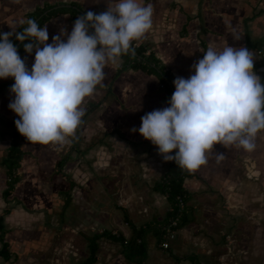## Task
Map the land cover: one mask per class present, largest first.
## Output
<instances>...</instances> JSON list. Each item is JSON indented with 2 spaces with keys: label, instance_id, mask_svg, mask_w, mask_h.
Returning <instances> with one entry per match:
<instances>
[{
  "label": "crops",
  "instance_id": "0c3cea01",
  "mask_svg": "<svg viewBox=\"0 0 264 264\" xmlns=\"http://www.w3.org/2000/svg\"><path fill=\"white\" fill-rule=\"evenodd\" d=\"M117 2L0 0V33L16 30L29 13L47 4L73 3L83 14H99ZM139 2L152 7L153 26L133 42L147 44L148 51H154L171 72L169 83L174 91V79L194 74L191 66L210 46L217 51L226 46L248 48L254 53V71L264 83V0ZM75 20L70 12L50 17L43 25L49 32L47 43L62 28L70 34ZM234 35L241 38L236 40ZM20 56L31 70L35 49ZM104 73L102 82L81 105L83 123L75 138L69 137L64 145H44L31 143L21 134L25 152L18 169L20 180L9 200L3 196L7 177L2 159L17 128L5 122L17 116L9 108L15 98L10 91L15 80L0 78V213L12 207L5 221L16 253L10 259L0 254V264H77L88 255V235L103 229L132 235L125 211L136 226L166 216L168 196L153 186L169 161L159 154L158 146L131 129L141 126L146 113L170 106L169 84L162 86L159 73L129 66L125 55L116 63L109 61ZM254 143L251 151L216 144L206 152L207 163L185 178L189 214L195 218L178 230L167 249L157 233L150 232L149 255L143 264H175L177 256H184L177 264H194L188 255L203 264H264V130L257 133ZM67 150L69 160L62 172L68 175H63L56 171V162L59 153ZM221 154L223 158L218 159ZM66 175L75 185L63 213L64 190L69 185ZM62 220L68 227L62 228ZM93 264L135 263L124 254L122 242L104 236Z\"/></svg>",
  "mask_w": 264,
  "mask_h": 264
},
{
  "label": "clouds",
  "instance_id": "9594fccd",
  "mask_svg": "<svg viewBox=\"0 0 264 264\" xmlns=\"http://www.w3.org/2000/svg\"><path fill=\"white\" fill-rule=\"evenodd\" d=\"M152 15V7L139 0H118L104 12L79 16L71 33L62 28L52 43H47V26L41 28L34 19L21 20L28 25L22 31L0 33V78L15 80L9 108L19 116L15 125L20 134L44 145L75 138L84 99L104 79L109 61L135 54L132 42L151 30ZM13 35L22 43L32 41L24 44L28 53L35 49L31 70ZM204 53L191 66L194 74L174 79L170 106L146 113L141 126L131 129L158 146L165 161L189 172L207 163L206 152L216 144L253 150L257 133L264 130V83L254 71V53L244 46L220 51L210 46Z\"/></svg>",
  "mask_w": 264,
  "mask_h": 264
},
{
  "label": "trees",
  "instance_id": "16d2710c",
  "mask_svg": "<svg viewBox=\"0 0 264 264\" xmlns=\"http://www.w3.org/2000/svg\"><path fill=\"white\" fill-rule=\"evenodd\" d=\"M60 12H70L73 18L77 19L79 16L84 15L83 11L76 6V4H60L58 6H54L52 4H47L41 7H38L35 11L29 13L27 18L34 19L37 21L39 26L42 28L45 22L52 16L60 13ZM27 23L19 24L16 28V31H22L23 28L27 27ZM12 42L18 49L19 55L22 52H25L24 44L31 43V40H25L23 43L16 39L15 35L11 37ZM132 47L135 49V54L133 55L131 52L126 54L127 64L134 68H139L147 72L159 73L161 76V80L166 86V84L170 85V81L172 79V74L169 70L165 69L164 65L161 64L160 60L156 56L153 50H149V46L144 43H134L132 42ZM168 87V96L171 98L174 90L172 86ZM0 83V88H1ZM99 103H95L97 105ZM19 119L17 115L13 120L5 121L6 124L14 126L15 121ZM12 142L8 146L5 155L2 159L3 165L6 167V177L7 184L3 190V196L5 199L9 200L10 195L13 193L16 184L20 180V175L18 173V169L21 166V160L23 159L24 149L21 141V134L17 128L12 131ZM176 150H173V155ZM66 162V156L61 157L57 160L56 171L58 173H62V168ZM186 169H182L177 166L175 161H169L168 167L166 171L161 176V179L156 181L153 188L157 191H161L167 194L168 199L170 201V208L166 214V216L162 219H156L149 222H145L142 226H136L127 211H125V219L130 225L133 227V233L130 237H126V235L120 231L114 232L111 229H103L101 231H97L93 234L87 236L88 239V255L77 264H93L99 255L100 249V239L101 237H109L114 240L120 241L124 245V254L128 259L133 261L135 264H143L149 255L148 252V241L147 236L150 232H156L159 238V242L161 244L164 233L165 226H167L172 219H178V227L181 228L191 222L195 218V215H190V192L188 188L185 186V178L190 175ZM66 178L68 180V187L64 190L66 195L65 203L63 205V213L64 210L70 203L71 199V189L75 185L74 180H71L67 175ZM180 198L183 200V205L179 202ZM11 206H6L0 213V240L2 241V246L0 248V254L5 258L10 259L12 256L16 255L15 251L11 249V242L8 239L9 228L6 225L5 216L11 211ZM186 257L192 258L194 264H203L198 261L195 255H188ZM182 257H176V263L180 261Z\"/></svg>",
  "mask_w": 264,
  "mask_h": 264
},
{
  "label": "built area",
  "instance_id": "2783aa9c",
  "mask_svg": "<svg viewBox=\"0 0 264 264\" xmlns=\"http://www.w3.org/2000/svg\"><path fill=\"white\" fill-rule=\"evenodd\" d=\"M164 84H162L163 86ZM179 202L181 203V205H183V200L180 198ZM178 219L174 218L171 220V222L165 226V233H164V237L163 240L161 242V246L165 249L170 247L171 241L173 239H175L178 235Z\"/></svg>",
  "mask_w": 264,
  "mask_h": 264
},
{
  "label": "rangeland",
  "instance_id": "374dc122",
  "mask_svg": "<svg viewBox=\"0 0 264 264\" xmlns=\"http://www.w3.org/2000/svg\"><path fill=\"white\" fill-rule=\"evenodd\" d=\"M59 153V152H58ZM61 154V155H60ZM64 156H66V162L69 160V150H67V152H63V153H59V155H58V159L59 158H61V157H64ZM57 159V160H58ZM65 162V163H66ZM65 165V164H64ZM64 167V166H63ZM68 170H69V167H68ZM68 172V171H67ZM67 172H65L64 170H63V173H65V174H67L68 175V173ZM51 173V171L49 172V174ZM64 175V174H63ZM46 176V175H45ZM68 183V182H67ZM62 228H64L65 226L64 225H66L67 227H68V222H67V224H66V221H64V220H62ZM180 229V228H179ZM15 230V229H14Z\"/></svg>",
  "mask_w": 264,
  "mask_h": 264
}]
</instances>
